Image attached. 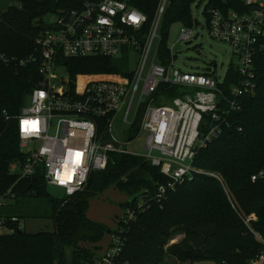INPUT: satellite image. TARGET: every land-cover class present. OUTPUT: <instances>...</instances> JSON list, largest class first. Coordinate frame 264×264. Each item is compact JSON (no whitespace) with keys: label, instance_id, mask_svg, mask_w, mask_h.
Masks as SVG:
<instances>
[{"label":"built area","instance_id":"built-area-1","mask_svg":"<svg viewBox=\"0 0 264 264\" xmlns=\"http://www.w3.org/2000/svg\"><path fill=\"white\" fill-rule=\"evenodd\" d=\"M55 1L65 6L46 16V29L35 40L36 52L15 63L37 65L43 79L16 115L11 117L2 110L0 118L16 122L20 152L26 157L23 164L16 165L18 178L41 177L47 186L62 189L65 197L83 192L92 173L104 171L113 162L112 155L142 157L159 169L165 182L157 184L154 196L149 198L145 191L136 207H126L108 248L93 263L115 264L122 248L121 233L135 220L136 210L147 209L152 201L160 203L196 175H207L193 166L197 153L230 129L228 119L240 110V99L254 95L253 61L258 52H264V0H239L242 11L212 7L211 0H205L209 36L226 43L234 57L238 81L227 94L221 88L225 77L220 79L215 73L216 65L203 72L182 71L173 66L176 56L171 48H167L168 65L159 61L162 37L158 29L170 0H157L146 31V17L136 9L134 0ZM198 36L192 25L183 26L178 41L189 44ZM125 51L138 56L136 69L127 75L115 74L71 89L58 74L63 69L66 75L58 60L113 59ZM9 61L0 55V63ZM170 89L178 95L167 98L165 92ZM156 101L160 104L154 105ZM143 105L138 132L132 137L130 131ZM140 133L146 134L147 153L143 156L127 150ZM250 179L264 185V171ZM5 203V197H0V206ZM22 228L15 216L0 218V235ZM263 263L264 250L251 261Z\"/></svg>","mask_w":264,"mask_h":264},{"label":"trees","instance_id":"trees-1","mask_svg":"<svg viewBox=\"0 0 264 264\" xmlns=\"http://www.w3.org/2000/svg\"><path fill=\"white\" fill-rule=\"evenodd\" d=\"M10 1L17 6L0 14V55L8 61L14 58L15 62L0 63V111L12 117L43 79L37 65L15 63L36 52L35 40L46 29L43 18L65 5L55 0ZM195 1L169 3L160 30L161 64L168 65L170 59L166 47L169 26H191L190 6ZM238 3L239 0H211L209 5L244 10ZM156 5L157 0H134L136 9L146 17L145 31L150 27ZM58 64L65 67L66 83L71 89L78 79L84 85L120 74L112 59L100 56L61 59ZM253 65L254 95L240 99V110L229 116L230 129L224 130L194 159L193 166L208 174L196 175L160 203L152 201L147 209L136 210L135 220L121 233L122 248L115 264H166V257L179 264H251L264 250L258 239L264 240V185L250 179L264 171V52L255 55ZM236 81L238 76L230 64L221 88L227 94ZM176 94L173 89L165 92L167 98ZM143 108L144 105L130 131L132 137L138 132ZM15 125L14 119L0 118V197L6 201L30 195L48 197L41 177L19 179L12 171L26 159L20 152ZM112 160L104 171L92 173L83 192L59 202L50 199L52 232L28 233L22 228L0 235V264H93L95 257H101L99 243L107 229L87 218L90 199L113 187L131 197L132 204H124L129 207L145 191L149 198L154 196L157 184L165 182L159 169L142 157L112 155ZM6 207L0 206V218L20 219L9 214ZM177 235L182 236L181 240L169 244ZM65 248H70L69 259Z\"/></svg>","mask_w":264,"mask_h":264},{"label":"rangeland","instance_id":"rangeland-1","mask_svg":"<svg viewBox=\"0 0 264 264\" xmlns=\"http://www.w3.org/2000/svg\"><path fill=\"white\" fill-rule=\"evenodd\" d=\"M10 6H17L16 3L10 0H0V14ZM206 6L205 0H196L190 6V13L192 18V28L194 35L199 36L192 40L189 44L178 41L180 29L184 26L181 23H174L168 28V37L166 40V47L171 48L176 56L173 66L177 69L186 72H203L208 68L213 67L215 73L222 79L225 77L229 65L234 63V57L231 53L230 47L223 42L212 39L209 36L206 28V19L203 14ZM49 17H44L43 21L47 22ZM162 20L158 29V35L162 27ZM157 46V39L153 43V49ZM113 65L119 70L120 74L130 73L134 71L138 64V56L131 51H125L118 57L112 59ZM63 69L58 71L60 79L66 80V75ZM83 81L77 80V85L80 87ZM157 101L154 105H159ZM146 134L140 133L132 143L127 146V150L139 156L147 153L144 149ZM13 172L16 167H13ZM48 197L27 196L18 197L14 200L7 199L5 206L6 210L11 215L20 217V221L24 230L28 233L37 232H52V204L50 199L60 201L65 197L64 191L54 186H46L45 189ZM131 202V197L125 193L117 191L113 187L107 188L104 192L90 199L86 216L89 220L103 224L106 227L99 245L101 251L98 255H102L111 242L112 235L118 228V222L124 217L126 207L124 204ZM138 202V200H137ZM135 202L134 207L138 204ZM5 209V208H4ZM253 217V216H252ZM182 238L181 235L174 236L169 241V244L176 243ZM67 258L70 256V248H65ZM166 264H179L170 257H166ZM264 264V263H263Z\"/></svg>","mask_w":264,"mask_h":264},{"label":"water","instance_id":"water-1","mask_svg":"<svg viewBox=\"0 0 264 264\" xmlns=\"http://www.w3.org/2000/svg\"><path fill=\"white\" fill-rule=\"evenodd\" d=\"M171 1V0H170ZM215 66V65H214ZM203 128V126H201V129ZM99 258L98 257H95L94 260H98Z\"/></svg>","mask_w":264,"mask_h":264},{"label":"crops","instance_id":"crops-1","mask_svg":"<svg viewBox=\"0 0 264 264\" xmlns=\"http://www.w3.org/2000/svg\"><path fill=\"white\" fill-rule=\"evenodd\" d=\"M166 100H169V99H166ZM101 256V255H100ZM98 257V256H97ZM96 261V260H95Z\"/></svg>","mask_w":264,"mask_h":264}]
</instances>
